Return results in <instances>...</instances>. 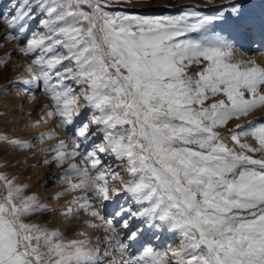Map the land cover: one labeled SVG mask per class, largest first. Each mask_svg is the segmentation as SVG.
Returning <instances> with one entry per match:
<instances>
[{
	"label": "snow or ice",
	"instance_id": "6c2138e0",
	"mask_svg": "<svg viewBox=\"0 0 264 264\" xmlns=\"http://www.w3.org/2000/svg\"><path fill=\"white\" fill-rule=\"evenodd\" d=\"M180 8L8 0L0 10L3 39L16 42L0 77L17 52L27 73L0 96L41 92L49 103L33 126L66 133L0 132V148L45 154L32 167L55 169L50 199L64 201L44 202L0 160V264H264V116L229 127L264 110V65L234 51L264 46V0ZM48 213L83 214L104 235H66L39 222ZM165 233L173 241L158 248Z\"/></svg>",
	"mask_w": 264,
	"mask_h": 264
},
{
	"label": "rangeland",
	"instance_id": "374dc122",
	"mask_svg": "<svg viewBox=\"0 0 264 264\" xmlns=\"http://www.w3.org/2000/svg\"><path fill=\"white\" fill-rule=\"evenodd\" d=\"M216 2L218 3L219 0H216ZM7 4L8 0H3V3H0V10L6 7ZM112 4L114 8H135L137 10H143L150 5H160L163 6L164 14H176L178 10H183L180 6H198L200 9H205L207 0H129L127 3H125L124 0H112ZM37 23L38 22H33V30L36 29ZM6 31L7 29L0 25V55L13 49L16 43L15 41H5L3 39ZM234 51L238 59L256 60L257 63L264 65V55L261 54V52H264V46H261L259 43L249 46L247 58L238 46ZM12 62L13 63L9 68L4 70L2 77H0V87L4 85L7 79L12 78L15 75L21 73L27 75V73H24L22 67L24 58L20 53L17 52L12 56ZM193 71H195V69H193ZM18 91V88H12L10 89V95L0 96V132L6 133L12 137L24 139L32 138L40 131L48 130L56 131L61 137L66 135L63 129L54 128L55 122L53 121H50L47 124L41 123L37 126L35 125L36 127L33 126L34 122L39 118L41 107L43 104L49 103V101L41 92H37V101H30L28 107L25 106V104L23 105L25 98H21ZM21 107L23 108V111L19 110ZM29 112H31V115L27 114ZM16 115L19 116L17 117ZM25 115L27 117H25ZM260 116H264V110L254 111L248 117H242L240 120H233L229 127L234 126L236 123H243L245 120ZM54 142L55 141H45V143ZM33 143H35V141H33ZM37 147H42V145H37ZM34 153L35 148L13 150L10 146L4 145L0 148V160H5L10 165L7 169L10 177L14 175L17 177L18 181L28 183L30 185L29 191L38 192L44 202H49L53 205L64 203V201H52L50 199L51 194L59 190L55 181L50 179L48 175L50 172L55 171V169L43 166L42 164L39 167H32V165L37 164V162L45 155L43 153ZM38 185L46 186L38 187ZM86 218L87 217L83 214H80V219L71 218L65 220L59 213H48L40 217L39 222H48L52 226L60 228L69 236L75 232L82 231L93 239L97 235L103 237L104 233L102 230L92 229L83 224L82 221ZM172 241V235L165 233L164 238L156 246L162 248L164 245ZM176 242L178 243V241ZM132 252L133 254H138L135 247L132 249ZM116 256L118 259L119 254H116Z\"/></svg>",
	"mask_w": 264,
	"mask_h": 264
},
{
	"label": "bare ground",
	"instance_id": "6f19581e",
	"mask_svg": "<svg viewBox=\"0 0 264 264\" xmlns=\"http://www.w3.org/2000/svg\"><path fill=\"white\" fill-rule=\"evenodd\" d=\"M248 49H249V46L248 47H246L244 50H242V53H244V55H245V57L247 58V53H248ZM260 54V53H259ZM261 54H263L264 55V52H261ZM257 55H258V53H257ZM16 90V89H15ZM18 92H20V90L18 91ZM30 103V101L28 100V99H26L25 98V100L23 101V105L25 104V106H28L29 107V104ZM24 106V107H25ZM17 116V115H16ZM19 116V115H18ZM17 116V117H18ZM24 116V115H23ZM25 117H27L26 115H25ZM28 119V118H27ZM29 120V119H28ZM37 126V125H36ZM35 126V127H36Z\"/></svg>",
	"mask_w": 264,
	"mask_h": 264
}]
</instances>
